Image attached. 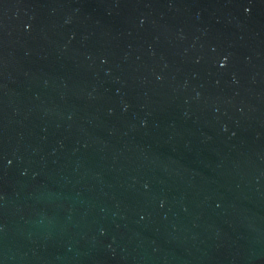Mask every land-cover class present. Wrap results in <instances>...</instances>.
Returning a JSON list of instances; mask_svg holds the SVG:
<instances>
[{"label": "water", "instance_id": "obj_1", "mask_svg": "<svg viewBox=\"0 0 264 264\" xmlns=\"http://www.w3.org/2000/svg\"><path fill=\"white\" fill-rule=\"evenodd\" d=\"M0 264H264V0H0Z\"/></svg>", "mask_w": 264, "mask_h": 264}]
</instances>
